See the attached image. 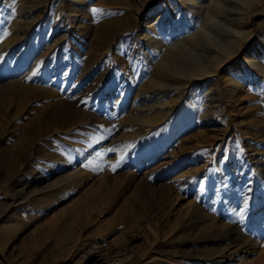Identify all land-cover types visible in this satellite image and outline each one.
<instances>
[{
  "label": "rangeland",
  "instance_id": "374dc122",
  "mask_svg": "<svg viewBox=\"0 0 264 264\" xmlns=\"http://www.w3.org/2000/svg\"><path fill=\"white\" fill-rule=\"evenodd\" d=\"M44 1L0 0V264H218L206 257L221 246L222 264H264V48L258 81L236 72L264 32V0L244 16L237 32L247 34L213 77L216 90L187 89L148 129L133 118L154 99L129 93L150 66L131 11L122 0H84L80 23L68 0ZM176 3L155 0L142 20ZM29 5L34 25L22 33ZM111 20L132 27L108 46ZM216 23L203 31L219 43ZM204 42L188 53L206 55ZM227 70L240 91L224 84ZM210 225L246 248H202L195 233Z\"/></svg>",
  "mask_w": 264,
  "mask_h": 264
},
{
  "label": "bare ground",
  "instance_id": "6f19581e",
  "mask_svg": "<svg viewBox=\"0 0 264 264\" xmlns=\"http://www.w3.org/2000/svg\"><path fill=\"white\" fill-rule=\"evenodd\" d=\"M46 1L49 0H45L44 2ZM68 1L73 4V8L68 11L70 17H78L80 23H82L87 15L84 11L85 1ZM176 1L177 3L174 7L175 12L168 14L164 9L160 10L159 13L157 11V19L151 24L147 20L149 17L143 20L142 17L144 14L149 15L158 9L155 5V0H122L120 4L123 10L127 12L131 11L132 16L137 20L136 25H138V29H143L144 32H142L144 34L143 36L140 34V38L142 37L141 42L143 41L142 43H145L144 46L147 47V52L144 53L143 60H145L146 65L150 66L141 81V85L138 87L134 85L130 86L129 93L133 91L135 93V98L142 97V105L154 99V103L150 106H142L139 108L138 111L141 112V114H135V119L133 118L135 122L146 125L147 129L148 126H153L162 121L164 117L166 118L168 116L167 114L174 110L173 108L178 104V101L185 95L187 89L192 88V94L201 92L206 95L216 90L213 77L218 74L219 68L230 60L236 52V49L240 47L241 40H239V38L245 37L247 34H238L237 32L244 24V16L255 3H260L262 0ZM33 9L34 5H29L21 9V20L18 23H20V25L22 24L24 30L20 32L29 30L34 25V20H27ZM216 19H220L218 23H216ZM211 23H216L215 26L219 27V36L221 38L219 43L217 42L218 44L214 43L215 40L211 39L212 36H210L208 32L203 31V29ZM227 25H233L234 28L229 30V28L226 27ZM105 26L107 31L101 36V40L108 46H110L117 34L127 31L132 27L130 23L122 20H111L107 22ZM210 26H212V24ZM12 28L16 30L19 29L16 24L12 25ZM20 28L22 27L20 26ZM231 33L236 34L237 37L239 36L238 39L235 40L233 37H230L229 35ZM202 40L207 44L208 53L204 56H193L192 54L191 56L188 53L187 46ZM169 41H174V43L169 45ZM255 42L256 43L252 44L246 52L248 60L246 61L245 56L241 55L236 66V72L241 73L239 76H243L248 81H258L260 79V65L256 59L260 54V48H264V32L257 37ZM176 47H180V50L176 51ZM233 74V70H227L223 71L222 76L224 84L230 88V93L242 89L241 85L233 79ZM174 91H178V93L173 96L172 100L161 102V98ZM167 108L168 110L163 111V109ZM149 111H152L151 113L156 111V113L146 116ZM259 225H261V223H259ZM201 228L199 234L198 232L197 234L195 233L198 237L194 240H199V243L202 244V248H206L207 244L224 242L228 245H236L237 248L235 247V253H237L244 250L247 246V243L241 242L240 235L236 234L233 238L230 235L231 233H229V229L216 231L211 225ZM218 233L221 234L222 237H220ZM220 248L215 252L208 251L209 254L206 259L210 261L216 259L219 260L218 264H222V260L228 258L226 254L229 251L227 247L222 248L221 246ZM201 250L199 251L201 252ZM204 251H206V249H204ZM198 253L196 254L197 258L199 257Z\"/></svg>",
  "mask_w": 264,
  "mask_h": 264
},
{
  "label": "snow or ice",
  "instance_id": "6c2138e0",
  "mask_svg": "<svg viewBox=\"0 0 264 264\" xmlns=\"http://www.w3.org/2000/svg\"><path fill=\"white\" fill-rule=\"evenodd\" d=\"M92 11L97 12L98 10L93 9ZM12 15L15 16V8H13V10H12ZM5 35H8V33H5ZM36 74H37L36 71H33L32 76H35ZM109 151H114V149H109ZM117 163H119V161ZM241 211H243V209Z\"/></svg>",
  "mask_w": 264,
  "mask_h": 264
}]
</instances>
